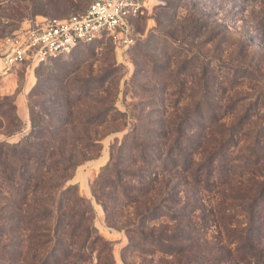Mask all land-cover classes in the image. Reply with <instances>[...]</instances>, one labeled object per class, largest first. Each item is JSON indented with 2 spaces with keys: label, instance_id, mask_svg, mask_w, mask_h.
<instances>
[{
  "label": "rangeland",
  "instance_id": "374dc122",
  "mask_svg": "<svg viewBox=\"0 0 264 264\" xmlns=\"http://www.w3.org/2000/svg\"><path fill=\"white\" fill-rule=\"evenodd\" d=\"M89 2L0 0V264H23L38 229L56 222L55 208L60 222L74 215L73 223L90 224L109 241L101 262L110 251L116 264H184V253L168 252L175 220L184 217L162 205L175 212L192 200L182 161L197 160L200 115L209 118L212 101L226 110L239 39L252 43L247 53L264 67V0H141L131 18L139 35L129 46L104 34L43 63L3 68L1 56L21 27L80 14ZM260 102L256 118L264 124ZM239 109L225 112L227 122ZM166 179L174 190L167 200ZM155 206L145 225L163 246L132 227L138 209ZM192 219L187 226L198 236ZM204 231L207 258L199 264H214L218 230L207 224ZM98 260L94 250L87 264Z\"/></svg>",
  "mask_w": 264,
  "mask_h": 264
},
{
  "label": "trees",
  "instance_id": "16d2710c",
  "mask_svg": "<svg viewBox=\"0 0 264 264\" xmlns=\"http://www.w3.org/2000/svg\"><path fill=\"white\" fill-rule=\"evenodd\" d=\"M213 33L212 30V36ZM250 46L252 43L247 39L237 41L238 50H234L230 59L238 60V63L230 61L228 83L223 90V96L228 93L226 110L222 112V106L212 101L209 118L200 115L202 127L197 134L200 143L197 160L188 157L181 160L185 181L193 190L191 196L186 192L192 198L191 202H182L181 210L175 212L167 203L162 205L168 213L169 210L173 214L181 213L184 218L179 221L185 219L186 224L182 227L175 220L179 226L173 227L169 236L171 244H168V252L172 253L173 247L176 252L184 253V264H199L207 258L204 253L209 242L204 231L207 224H214L218 230L212 235L214 264H264V124L256 118L262 105L260 101L264 100V67L255 63L254 56L247 53ZM206 76L207 70L203 67L204 95L208 92ZM244 86L248 90L239 94L238 88ZM232 89L235 97L230 96ZM86 90H89L88 86ZM217 94L218 90L212 89V96ZM246 99L249 102L242 106L241 101ZM228 109L240 110L229 122L225 116ZM207 121L211 128L206 126ZM162 182L167 195L165 199L174 198V190L171 184L168 185L171 181ZM156 207L138 209L132 227L142 238L162 245L161 234L147 232L145 225L148 219L155 217ZM58 211L55 208L52 212L56 221L52 226L38 229L35 236L39 239L31 245L23 264H87L91 262L94 250L100 260L109 241L94 234L90 224L73 223L74 215L69 216V222H60L62 216ZM192 218L196 220L198 236L194 227L187 226V223L194 225ZM97 264H116L112 252L109 251L106 259Z\"/></svg>",
  "mask_w": 264,
  "mask_h": 264
},
{
  "label": "built area",
  "instance_id": "2783aa9c",
  "mask_svg": "<svg viewBox=\"0 0 264 264\" xmlns=\"http://www.w3.org/2000/svg\"><path fill=\"white\" fill-rule=\"evenodd\" d=\"M142 5L141 0H92L80 14L32 20L10 40L1 56L2 66L9 70L24 60L40 64L103 34L129 46L139 35L131 18L139 14Z\"/></svg>",
  "mask_w": 264,
  "mask_h": 264
},
{
  "label": "crops",
  "instance_id": "0c3cea01",
  "mask_svg": "<svg viewBox=\"0 0 264 264\" xmlns=\"http://www.w3.org/2000/svg\"><path fill=\"white\" fill-rule=\"evenodd\" d=\"M91 1H92V0H91ZM91 1H90V2H91ZM89 4H90V3H89ZM40 19H41V18H40Z\"/></svg>",
  "mask_w": 264,
  "mask_h": 264
}]
</instances>
